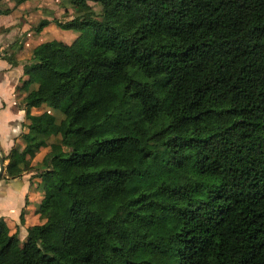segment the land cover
I'll return each mask as SVG.
<instances>
[{
  "label": "trees",
  "instance_id": "1",
  "mask_svg": "<svg viewBox=\"0 0 264 264\" xmlns=\"http://www.w3.org/2000/svg\"><path fill=\"white\" fill-rule=\"evenodd\" d=\"M71 2L75 40L24 50L28 144L4 156L17 177L50 146L47 220L0 225V264H264V0Z\"/></svg>",
  "mask_w": 264,
  "mask_h": 264
},
{
  "label": "crops",
  "instance_id": "2",
  "mask_svg": "<svg viewBox=\"0 0 264 264\" xmlns=\"http://www.w3.org/2000/svg\"><path fill=\"white\" fill-rule=\"evenodd\" d=\"M5 2L13 10L10 14H0V150L3 157L10 155L15 147L20 148L21 154L28 144L24 134L29 132L31 120L26 115L25 98L28 92L23 88V84L27 78L24 74L25 67L31 61L29 54H24V50L44 41L34 39L35 30L31 29L37 25L34 11L23 12V8L31 4V1L18 6L15 0H5ZM43 2L48 0H41V6ZM23 23L26 26L21 27ZM21 45L24 49L19 51ZM15 52L16 63L4 57ZM37 109H40L39 113H36ZM31 113L33 115L53 114L55 111L50 105L43 104L40 107H33ZM49 151L50 146H43L35 152L33 157L28 155L19 176L8 177L4 171L3 177H0V220L5 222L0 225H7L11 233L19 232L24 240L30 228L44 221L42 215L37 212L45 196L42 183L44 177L41 175L43 170L37 166ZM7 162L8 159L5 165ZM39 183L41 186L36 188ZM36 189L42 194V198L39 199L41 202L37 205L32 203Z\"/></svg>",
  "mask_w": 264,
  "mask_h": 264
},
{
  "label": "rangeland",
  "instance_id": "3",
  "mask_svg": "<svg viewBox=\"0 0 264 264\" xmlns=\"http://www.w3.org/2000/svg\"><path fill=\"white\" fill-rule=\"evenodd\" d=\"M15 3H17L16 0ZM43 4L41 6V1L37 0L31 2V4H28L26 7L23 8V12L34 11V18L37 21V25L40 23L42 19L52 20V22L49 25H47L44 29L37 28L35 30L34 39L36 41H42L53 38H62L67 40L68 42H72L74 38L78 35V33L73 30L64 29L60 27L56 20L61 21V20H66L68 18H72L78 14L85 12L86 8L84 7L79 10L78 7L75 5V3L73 4V2H71V0H48V2H43ZM91 5L93 9H97V4L95 2H91ZM67 13H69V15ZM23 26H26V24L25 23L21 24V27ZM39 112L40 109H37L36 113ZM36 181L38 182L39 180ZM42 183H44V181H42ZM40 186L41 185L39 183V185H37L36 188ZM35 193L36 195L33 197L34 200L32 201V203L37 205L39 199L42 198V194L38 189L35 190ZM42 202L40 203L37 211L40 213V215H42V219L44 220L43 222L40 223H44L47 220V217L43 212V209L41 208ZM0 223L4 224L5 222H2L0 220ZM21 240L23 241L24 239L21 238Z\"/></svg>",
  "mask_w": 264,
  "mask_h": 264
},
{
  "label": "water",
  "instance_id": "4",
  "mask_svg": "<svg viewBox=\"0 0 264 264\" xmlns=\"http://www.w3.org/2000/svg\"><path fill=\"white\" fill-rule=\"evenodd\" d=\"M4 170H5V158L2 156L0 150V175L3 174Z\"/></svg>",
  "mask_w": 264,
  "mask_h": 264
}]
</instances>
